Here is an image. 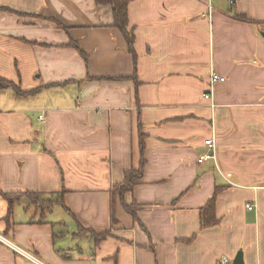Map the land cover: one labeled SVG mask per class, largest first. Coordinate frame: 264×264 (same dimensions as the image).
I'll use <instances>...</instances> for the list:
<instances>
[{"label":"crops","instance_id":"0c3cea01","mask_svg":"<svg viewBox=\"0 0 264 264\" xmlns=\"http://www.w3.org/2000/svg\"><path fill=\"white\" fill-rule=\"evenodd\" d=\"M126 31L0 0V264H264V0H129Z\"/></svg>","mask_w":264,"mask_h":264},{"label":"trees","instance_id":"16d2710c","mask_svg":"<svg viewBox=\"0 0 264 264\" xmlns=\"http://www.w3.org/2000/svg\"><path fill=\"white\" fill-rule=\"evenodd\" d=\"M96 5H109L113 8V19L114 27L119 29L125 36L126 44L130 54L134 55V38L132 32H127V4L129 0H94ZM12 84L0 78V89L11 87ZM17 92V91H16ZM21 93V92H17ZM142 163L138 169H131L126 172L124 181L115 186L112 189V197H122L125 193L131 192L136 185L137 181L141 178L142 174ZM4 198L10 202L12 196L4 195ZM11 204V203H10ZM123 207L133 218H136V207L135 204L126 205L123 203ZM215 207V196L206 204L204 208L200 210L201 226L205 227L214 223L212 215Z\"/></svg>","mask_w":264,"mask_h":264},{"label":"built area","instance_id":"2783aa9c","mask_svg":"<svg viewBox=\"0 0 264 264\" xmlns=\"http://www.w3.org/2000/svg\"><path fill=\"white\" fill-rule=\"evenodd\" d=\"M239 1H240V0H228V4H229V6H230L231 8H234V7L237 5V3H238ZM207 7H208V12L211 13L212 10H213L212 6H211L210 4H207ZM210 79H211V84H212V85H213V84H216V83H218V82H223V81H224V78H222V77H220V76H218V75H215V74H212V75L210 76ZM204 97H205V99H209V98H210V95H205ZM205 144H206V145H209V146L212 147V149H213V146H212V144H211V141H206ZM214 158H215V157H214V152H213V153L210 154V155L200 157V158L198 159V163H202L204 160H207V159H214ZM246 208H247V209H250V208H252V206H251V205H247ZM0 242L3 243V244H5V245H7L8 247L14 249L17 253H20V254H22V255H24V256H27L25 253H23V252H22L21 250H19L17 247L13 246L11 243H9L8 241L2 239L1 237H0ZM221 264H227V260L224 259V258H222V259H221Z\"/></svg>","mask_w":264,"mask_h":264},{"label":"water","instance_id":"95a60500","mask_svg":"<svg viewBox=\"0 0 264 264\" xmlns=\"http://www.w3.org/2000/svg\"><path fill=\"white\" fill-rule=\"evenodd\" d=\"M233 264H243L242 263V257H241V253L239 252L233 262Z\"/></svg>","mask_w":264,"mask_h":264}]
</instances>
